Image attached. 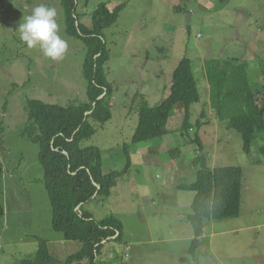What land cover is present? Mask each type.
Masks as SVG:
<instances>
[{
	"label": "rangeland",
	"instance_id": "1",
	"mask_svg": "<svg viewBox=\"0 0 264 264\" xmlns=\"http://www.w3.org/2000/svg\"><path fill=\"white\" fill-rule=\"evenodd\" d=\"M101 3L110 9L125 3L117 22L104 30L113 116L104 124L93 122L96 132L81 145L101 149L105 173L130 165L110 196L83 205L96 219L113 215L124 224L119 239L103 242L96 264H264V138L257 135L251 151H245L242 135L212 108L205 70L209 59H238L248 64L253 89L263 88L264 0H77L79 20L92 26L91 15ZM39 4L58 11L60 34L68 42L62 59L52 60L20 39L18 25ZM66 28L62 0H0V155L6 209L0 218V264L34 258L39 238L50 243L58 263L82 245L59 242L63 235L52 225L40 145L24 135L31 124L29 100L63 106L88 100L86 48ZM183 58L192 59L198 80L201 97L192 105V121L203 123L199 134L209 167L240 166L244 176L240 215L207 220L195 251L190 250L195 235L188 220L192 204L181 205L195 192L176 189L196 180L194 160L202 150L194 133L190 137L179 130L178 109L164 138L133 140L143 101L154 107L168 97Z\"/></svg>",
	"mask_w": 264,
	"mask_h": 264
},
{
	"label": "trees",
	"instance_id": "2",
	"mask_svg": "<svg viewBox=\"0 0 264 264\" xmlns=\"http://www.w3.org/2000/svg\"><path fill=\"white\" fill-rule=\"evenodd\" d=\"M221 1L226 3L228 0ZM62 3L67 33L82 40L86 48L83 73L88 81V100L67 106L40 99L29 100L31 124L24 135L28 133V137L40 145L39 159L52 205L53 228L66 240L80 241L82 247L63 263H58L50 252L48 241L39 238L36 256L23 260L21 264H96L103 242L119 239L124 230V224L118 217L112 215L96 219L82 207L96 196H110L118 178L128 172L130 163L123 170L105 173L101 149L93 145L83 147L81 142L96 132L93 122L104 124L113 116L110 99L114 86L106 71L110 50L104 39V30L117 22L125 3L113 9L101 3L91 15L92 26L79 20L77 0H62ZM262 66L264 76V63ZM205 70L210 83L212 108L220 119L227 121L229 128L242 135L244 149L250 152L256 136L261 134L264 138V86L261 90L253 89L248 64L238 59H209ZM200 97L192 59L183 58L173 72L168 97L154 107L143 101L139 124L133 135L134 141L164 138L170 133L168 122L178 109L179 113L182 112L179 130L190 137L191 131L194 133L193 141L202 151L194 160L198 170L196 180L185 186L195 192L193 213L188 216L195 235L190 248L192 251L199 246L207 220L240 215L244 179L240 166L209 167L199 134L203 123L199 119L196 123L192 121L191 108L200 101ZM260 152L264 158V144L260 146ZM4 174L0 155V218L4 217L6 210Z\"/></svg>",
	"mask_w": 264,
	"mask_h": 264
},
{
	"label": "clouds",
	"instance_id": "3",
	"mask_svg": "<svg viewBox=\"0 0 264 264\" xmlns=\"http://www.w3.org/2000/svg\"><path fill=\"white\" fill-rule=\"evenodd\" d=\"M57 18L58 11L55 7L39 4L18 25L21 41L29 48L38 46L52 60L62 59L68 42L60 34Z\"/></svg>",
	"mask_w": 264,
	"mask_h": 264
},
{
	"label": "crops",
	"instance_id": "4",
	"mask_svg": "<svg viewBox=\"0 0 264 264\" xmlns=\"http://www.w3.org/2000/svg\"><path fill=\"white\" fill-rule=\"evenodd\" d=\"M175 170H177V165L175 166ZM183 175H185V173L183 174ZM178 185V187L179 188H176V189H181V190H189V189H187V188H185V186H180V184H177ZM96 198V197H95ZM193 199H194V194H192V196H190V198H188L187 200L184 198V200H183V202H181L180 204L181 205H184V203L185 202H188V203H191L192 204V202H193ZM84 207V206H83ZM83 207H82V209H83ZM62 241V242H61ZM59 242H61V245H65V244H68V243H70V240H66V239H64V238H61L60 239V241ZM82 244V243H81ZM49 246H51L50 245V243H49ZM81 247H82V245L79 247L80 249H81ZM67 247H62L61 248V250H65ZM55 252H57V254H60L59 252H58V250H57V247H55ZM52 255L54 256V254H53V252H52ZM55 258V257H54ZM58 261V260H57ZM65 261V260H64Z\"/></svg>",
	"mask_w": 264,
	"mask_h": 264
},
{
	"label": "water",
	"instance_id": "5",
	"mask_svg": "<svg viewBox=\"0 0 264 264\" xmlns=\"http://www.w3.org/2000/svg\"><path fill=\"white\" fill-rule=\"evenodd\" d=\"M100 97H103V95H101Z\"/></svg>",
	"mask_w": 264,
	"mask_h": 264
}]
</instances>
